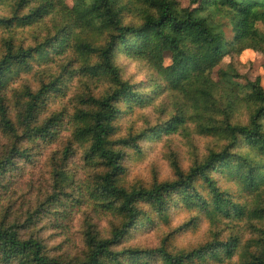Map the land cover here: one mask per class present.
<instances>
[{"label": "clouds", "instance_id": "clouds-1", "mask_svg": "<svg viewBox=\"0 0 264 264\" xmlns=\"http://www.w3.org/2000/svg\"><path fill=\"white\" fill-rule=\"evenodd\" d=\"M0 264H264V0H0Z\"/></svg>", "mask_w": 264, "mask_h": 264}]
</instances>
